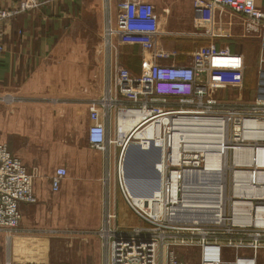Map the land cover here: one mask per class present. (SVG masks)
<instances>
[{
  "label": "built area",
  "instance_id": "1",
  "mask_svg": "<svg viewBox=\"0 0 264 264\" xmlns=\"http://www.w3.org/2000/svg\"><path fill=\"white\" fill-rule=\"evenodd\" d=\"M52 1L13 0L11 8L0 6V24ZM110 1L104 0L95 48L103 93L87 105L86 139L100 153L119 149L116 189L139 225L120 227L114 208L104 206L95 232L104 264H186L179 254L182 249L196 252L199 264H257V250L264 249V227L242 224L247 217L256 220L257 211L264 214V151L258 155L256 142L264 136V9L256 6V0H192L198 14L220 8L241 17L243 38L257 42L254 96L244 102L243 56L209 44L179 64L175 54L157 44L159 18L153 4L116 0L112 21ZM122 46L140 49L139 75L119 62ZM0 100L19 102L9 96ZM136 116L140 120L125 132L121 121ZM132 145L144 153L142 167L154 163L153 183L158 187L152 195L125 179ZM66 177L63 167L45 175L37 166H25L0 142L4 264H12V238L19 230L21 206L37 204L38 184L48 183L54 194ZM234 215L241 223L234 221Z\"/></svg>",
  "mask_w": 264,
  "mask_h": 264
},
{
  "label": "crops",
  "instance_id": "2",
  "mask_svg": "<svg viewBox=\"0 0 264 264\" xmlns=\"http://www.w3.org/2000/svg\"><path fill=\"white\" fill-rule=\"evenodd\" d=\"M147 1L154 5L159 18L157 44L169 54H175L177 63H187L196 48L209 44L228 47L232 54L244 58L249 55L244 45L241 17L220 8L198 14L193 10L192 0ZM104 4V0H53L37 11L0 24V99L9 96L19 101L7 104L0 100V142L25 166H37L45 175L58 167L65 168L67 177L61 187L72 184L77 195L64 192L63 201L79 198L80 188L85 193L93 191L97 184L98 191L101 187L102 192L95 197L97 203L100 202L97 207L100 221L96 229L101 225L107 204L114 208L117 224L127 228L125 224L134 221L121 206L119 197L116 193L104 195L107 171H111L112 185L116 188V154L112 153L106 160V155L91 149L86 139L87 105L103 93L102 74L99 65L93 63L92 44L95 41L96 48L103 26ZM116 4V0L110 1L112 21L116 17ZM2 5L12 7L13 0H2ZM256 6L264 9V0H256ZM163 10L166 12L162 13ZM244 48L247 53L243 52ZM119 62L131 74L139 75L140 49L120 47ZM223 63L235 61L223 60ZM55 141L59 143L53 147ZM136 164L139 161H134L132 166L135 168ZM46 200H41L37 206H21V226L12 238L11 247L14 250L18 245L16 249H19L24 245L22 240H32L43 248L40 255L20 260L14 258L12 251V264L74 263V258L70 262L53 261L49 254L51 238L33 235L43 230L38 229V223L40 213L48 205ZM65 208L66 202L60 209L61 214ZM91 243L90 247L89 244L79 246L78 259H82V264H104L100 240L95 236ZM31 254H35V250ZM4 262L3 237L0 236V264ZM75 264H78L77 258Z\"/></svg>",
  "mask_w": 264,
  "mask_h": 264
},
{
  "label": "rangeland",
  "instance_id": "3",
  "mask_svg": "<svg viewBox=\"0 0 264 264\" xmlns=\"http://www.w3.org/2000/svg\"><path fill=\"white\" fill-rule=\"evenodd\" d=\"M0 6L5 8V6L2 5V0ZM7 8H11V7H7ZM87 43L88 45H91L89 41ZM244 45L245 48L249 50L244 48L243 52L247 53L246 52L247 50L249 52V55L247 56L248 59L246 57L244 58L245 61H247V66L245 64V85H244L245 90L243 92L242 101L249 102L253 99L254 87L256 86V77H257L256 58L259 54V49L257 46V42L254 39H245ZM92 47L94 50V55L92 56L94 58L93 63L97 65L98 63L95 57V41L93 42ZM224 98L228 99L229 97L226 94ZM231 100H233V98H231ZM111 130L113 131V126ZM58 143L59 141L53 142V147L57 146ZM95 152L98 153V151ZM112 153H115L116 154L115 157L118 158L119 149H115L114 147L111 148L109 152H106L104 154L106 155L105 159L108 160L107 158H109V156ZM110 172L109 171L106 172V176H108L109 182L107 181L104 185L105 187L104 195L108 197L109 194L116 193V195L119 197L122 203L121 206L127 210V213L130 216H132V219L134 221L133 223H128L125 225L128 227L139 225L138 220L135 219V217L132 215V213L129 211V209L122 201L118 189H116L112 185ZM96 186L97 184L95 185V189L93 191L91 190L85 193H83V190L80 188L79 192L81 193H79V198L69 199L68 201H66L64 197L65 201H63L61 198H63V195L66 194L64 192H69V193L73 192V194L77 195L76 187H74V185L72 184H69L67 186L61 187L59 192H57L56 194H51L49 192L48 183L44 182L41 184V186L40 184L36 186L37 191L39 192L37 194L38 197L37 204L24 206V207L37 206L41 204V200L45 201V199H47L46 203H48V205L45 206L43 212H41L39 215L40 219L38 223V229H43V230H39L35 234L33 233L32 234L33 235L40 234L51 238L50 240L52 243V247L49 249V254L50 257H52L53 261L59 260V261L70 262L71 259L74 258L73 264H75L77 258L78 264H82V259L80 258L79 260L77 256L79 246L83 247L89 244L90 247L92 243H95L92 242L90 244V242L93 241V239L95 238V232L97 230L96 228L100 221V214L97 210L98 204L100 202L97 203V199H95V197L97 196L98 192L100 194L102 192L101 187H99V191H98V188ZM142 192L145 193L144 190H142ZM81 194L82 197L80 198ZM65 202H66V208H65L66 212L64 211L63 214H61L60 209L61 207L65 206ZM20 211L22 214L23 209L20 208ZM84 211L86 212V214L82 215ZM20 226H19V230H20ZM43 227H47V230ZM19 230L17 232H19ZM35 243L37 242H33L32 240H22L21 244L22 245L24 244L23 247L19 248L20 249L19 250L16 249L18 245H15L14 246L15 249L12 250L14 252V258H18L20 260H27V259H32V257H37L38 254L40 255L39 252L42 251L43 248H40ZM33 250H35V254H31ZM13 252L11 257H13ZM244 252L250 253L249 251L246 250ZM179 254L181 256V260H183L186 264H199L196 252L182 249L180 250ZM256 256H258V261H259L257 264H264V249L257 250Z\"/></svg>",
  "mask_w": 264,
  "mask_h": 264
},
{
  "label": "bare ground",
  "instance_id": "4",
  "mask_svg": "<svg viewBox=\"0 0 264 264\" xmlns=\"http://www.w3.org/2000/svg\"><path fill=\"white\" fill-rule=\"evenodd\" d=\"M230 61H235V60H230ZM221 62L223 63V61L221 60ZM126 120V121H125ZM140 120V116H136L134 118H125L121 121V126L125 129V132L128 130L129 127L133 126L135 123H137ZM263 122V121H260ZM256 142L258 143V155L260 154V152L264 151V136H258V138L256 139ZM264 153V152H262ZM144 157V153L142 152V150L137 147V145H132L129 148V151L127 153V157L126 160H134V161H139V164H136L137 166L135 167V170H137V175L139 177H142V164H140V160ZM138 178V177H137ZM139 187H145L146 189H144L147 193H150V195H152V193H155L157 191V187L154 183H149V184H144V185H138ZM144 193V192H143ZM240 219L237 218L234 215V221H239ZM240 222V221H239ZM241 223V222H240ZM242 225H254L257 227H264V214L260 213V211H257L256 214V220L254 219H248V217L244 220V223Z\"/></svg>",
  "mask_w": 264,
  "mask_h": 264
},
{
  "label": "water",
  "instance_id": "5",
  "mask_svg": "<svg viewBox=\"0 0 264 264\" xmlns=\"http://www.w3.org/2000/svg\"><path fill=\"white\" fill-rule=\"evenodd\" d=\"M133 162L134 160H126L125 179L127 183L132 186L149 184L151 182L153 183L155 180V176H153L154 163L151 165V168L142 167V177H139L136 173L137 170H135L134 166H132Z\"/></svg>",
  "mask_w": 264,
  "mask_h": 264
},
{
  "label": "trees",
  "instance_id": "6",
  "mask_svg": "<svg viewBox=\"0 0 264 264\" xmlns=\"http://www.w3.org/2000/svg\"><path fill=\"white\" fill-rule=\"evenodd\" d=\"M245 64H247L246 61H245ZM246 66H247V65H246Z\"/></svg>",
  "mask_w": 264,
  "mask_h": 264
}]
</instances>
